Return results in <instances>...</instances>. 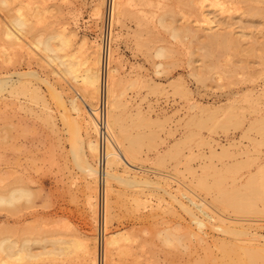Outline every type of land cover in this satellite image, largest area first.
Returning <instances> with one entry per match:
<instances>
[{
    "label": "rangeland",
    "instance_id": "374dc122",
    "mask_svg": "<svg viewBox=\"0 0 264 264\" xmlns=\"http://www.w3.org/2000/svg\"><path fill=\"white\" fill-rule=\"evenodd\" d=\"M211 1H206L204 10L212 19V30H229L241 43L239 49L226 51L228 54L220 51L224 53L219 56V51L213 52L219 60L212 54L216 65L205 71L204 80L191 74L203 63L202 32L198 41H192L190 36L172 37L171 29L159 22L160 16L166 14L169 23L179 26L185 17L190 24H196V9L187 8L180 0H128L130 11L124 23L113 25V40L117 34L118 37L112 45L117 48L120 87L124 90L121 118L131 125L132 132L149 135L138 148L134 171L155 180L158 187L156 183L142 189L125 187L113 181V191H107L113 206L111 219H106L107 234L103 184L91 181L71 154L73 118L82 135L86 126L84 117L70 104L71 98L81 102V88L71 79L53 73L56 67L48 64L43 51L31 44L39 34L65 26L75 32L67 50L79 59L93 57L103 28V15L96 14L94 8L100 6L104 12V2H0V76L11 75L13 80L19 77L21 83L37 86L47 104L33 100L28 92H0V189L19 181L34 191V199L23 202L16 210L0 207V233L8 229L29 237L67 234L83 242L95 236L99 264H191L211 248L218 252L213 241L226 237L215 228L223 223L219 216L227 224L243 223L253 232L264 234V195L255 213H237L220 200V187H241L251 176L264 183V131L247 130L251 122L264 117V0H221V8L210 5ZM18 6L27 15L30 29L21 35L22 41L10 43L2 28ZM251 6L263 12H249ZM158 47L166 49L161 57L155 55ZM228 68L233 71L228 72ZM30 71L39 77L30 75ZM58 94L63 98L58 100ZM94 102L97 104V99ZM223 145L228 146L227 151L222 150ZM86 152L83 144L82 160ZM123 167L120 165V171ZM91 184L96 190L91 189ZM89 193L99 200L95 214L87 203ZM136 195H145L146 201L139 207L133 201ZM202 201L205 207L199 208L198 202ZM190 211L206 222L204 243L189 236L191 228L198 229ZM166 228L184 232V245L163 241ZM111 231H121L129 237L123 241V251H114L113 261L108 254L103 259L104 235ZM34 249H40V245ZM86 262L85 252L78 250L63 260L52 261L42 255L36 264Z\"/></svg>",
    "mask_w": 264,
    "mask_h": 264
},
{
    "label": "bare ground",
    "instance_id": "6f19581e",
    "mask_svg": "<svg viewBox=\"0 0 264 264\" xmlns=\"http://www.w3.org/2000/svg\"><path fill=\"white\" fill-rule=\"evenodd\" d=\"M101 1H103L105 5L104 12L100 10V6L95 7L94 10L99 16L103 15L104 20L105 9L108 5V1ZM127 1L128 0H110L111 16L109 43L106 49V55H104V46L102 41L101 43L97 44L93 57L88 56L86 58L79 59L73 53H70L67 49L71 43V34L73 35L75 32L73 30H67L65 26L54 31L52 30L48 33L46 32L44 35L39 34L36 39L31 41V44H33L34 47L43 51L44 56L47 59V63L56 67V69H52L53 73L58 75L59 78L67 77L71 79L81 88V93L79 94L81 97V102L77 101L76 98H71L70 104L72 109L75 110L79 116L81 115L84 117L83 120L85 119L86 126L84 129V135H82L80 131V125L76 122L77 119L73 118V124H71L72 129L69 128L70 133L72 132V142L70 143L72 152L71 154H73L72 156L76 160L79 168L85 172L91 181L97 180L98 183L100 182L101 185L103 184L102 187L104 193L102 189L101 191L103 193L102 199L104 201L105 234H107L106 224L108 223H106V219L107 221L111 219L110 215L113 208L108 195L109 191H113V181H116L125 187L139 186L141 189L143 187L149 188L152 185H155V183L157 185V182L153 179L145 176H138L133 167L136 166L134 164V159L138 155V148L144 142V140L149 137V135L142 131L136 133L132 132L131 125L127 124L121 118L120 109L125 103L124 90H121L120 87V84H122V76H120L121 64L117 56V48H114L112 44L113 42L117 41L118 37L117 34L116 38L113 40V25L115 24L116 26H122L125 18L129 14L130 10ZM180 1H182L187 8L197 10V16L194 19L196 24H190L187 21V18L183 17L184 22L178 26L173 22L169 23L166 19V14L160 16L159 22L171 29L172 37L179 36L182 38L190 36L192 37V41L193 38L198 41L201 37V34L199 33L202 32V35H204V41H202L204 44L202 46L204 51L202 53H204L203 60H205H202L203 63L200 64L198 69L192 70L191 74L197 80H204L205 71L212 69L216 65L215 61H213L214 57H211L212 54L214 55L213 52L219 51V53H217L220 56L226 51L229 52L230 49L235 51L236 49H239L241 42L240 39L233 35L229 30H212V19L206 15L204 10L207 0ZM0 2L3 5H8V0H0ZM210 5L219 6L220 8L222 7L220 6L221 0H212ZM248 11L254 13L263 12L253 6H251ZM28 21L29 19L23 11L22 6H18L16 13L11 16L8 23H5L2 28L4 36L8 39V41H10V43L20 42L23 40L21 35H25L30 29V24ZM262 44L263 46L261 49L263 52H261V54L264 53V42H262ZM248 49L251 51L250 48ZM165 50L166 49L164 47H158L155 49V55L157 57H161L164 55ZM199 50H201V48ZM252 50L254 51V48H252ZM220 51L224 52L221 53ZM199 53L201 54V51ZM214 56H216V59L219 60V56L217 54ZM189 62H191V59ZM160 65L161 62H158L157 66L159 67ZM233 67H235V65ZM230 68L226 70H229L228 72L233 71L231 70L232 68ZM29 74L39 77L35 71H30ZM40 79L42 81V78ZM43 81L46 82L50 88L53 87V85L50 84L47 79L44 78ZM19 82V77L17 80H13L11 75H1L0 92L4 90H8L10 93L16 94L28 92L31 96L30 98L33 100H42L43 105H47L44 94H41L40 92V88L37 86L31 87V85L29 86L28 84ZM186 91L189 92V90ZM102 94L104 95L105 102L104 122L106 132V142H104L103 147L99 135L101 127L99 126V113L97 112L98 104L101 100ZM58 97V100L63 98L60 94H58ZM95 99H97V104L94 102ZM192 105L196 106L195 104ZM136 112L139 113L140 109H137ZM209 114H207V116ZM212 114L213 112L211 115ZM212 116L216 117V114H213ZM234 116L236 115L234 114ZM199 118V120H201V117ZM203 120L204 119H202V121ZM223 123L227 125L226 121ZM254 123H257V125ZM250 128L258 129L259 132L261 131L262 133L264 131V117L260 118L256 122H251L247 127V130H250ZM83 144H85L87 156L85 157L86 159L82 160L81 151ZM102 150L104 156L103 167L100 165ZM222 150L227 151L228 146L223 145ZM212 152L216 153V150L212 149ZM120 165H124V169H122L123 171H120ZM215 183L219 185L218 181H215ZM91 185L90 187L93 189L95 185ZM220 188V200L227 207L232 208L235 212L246 214L255 213L259 210L257 202L258 200L263 199L264 183L261 184L256 182L253 176L246 180V182L241 187ZM94 189L96 190V188ZM95 192L96 191H94V193ZM94 193H89L87 198L89 209L93 212L92 214H95V212L97 213L96 205L99 201L96 200L97 197H95ZM168 193L175 197L171 191H168ZM33 199L34 191L32 187L19 181L11 184L6 189H0V207L7 210H16L23 202H30ZM133 201L135 202L136 206L139 207L145 203V195L142 197L136 195L134 196ZM182 206L187 209L184 203ZM198 207L204 208L205 202H198ZM190 213L198 229L196 230L191 228L189 231V236H194L199 240V242L204 243L207 241L205 238L206 236H204V233L206 235L204 230L206 222L203 220V218H200L193 212L190 211ZM219 219L223 223L218 224L215 228H217L219 232L224 234L226 237H222L218 240L216 238V240L213 241L215 242L213 245L217 248L218 254L214 252L210 244H207L206 247L211 249H209L204 257L195 260L191 264H264V242L261 241V238L264 239V234L253 232L251 229H249V226H245L243 223H239L238 225L227 224L225 218L219 216ZM4 230L0 233V264H36V262L42 258V255H46L52 261L58 259L63 260V258H66V256H68L70 253L76 252L78 250L85 252L87 260L86 264H99V254L96 248V240L98 239L95 236L91 237L90 241L83 242L75 236L66 237L67 234L65 236L62 234H47L43 236L35 235L34 237H29L20 236L19 234L11 232L8 229H6L5 232ZM163 230V241L170 244L184 245V232L176 233L171 231L172 229L167 228ZM162 231H160V234ZM104 236L103 259L106 260L108 254L109 260L113 261L114 251L117 249L123 251L122 246H124L123 243H125L123 241H128L129 237L121 231H111L108 232V235ZM35 245H40V249H34ZM111 264H114V262Z\"/></svg>",
    "mask_w": 264,
    "mask_h": 264
},
{
    "label": "built area",
    "instance_id": "2783aa9c",
    "mask_svg": "<svg viewBox=\"0 0 264 264\" xmlns=\"http://www.w3.org/2000/svg\"><path fill=\"white\" fill-rule=\"evenodd\" d=\"M107 1H108V5L105 9V16H104V20H103L104 21L103 31H102V35H101V41H102L103 46H104V55H106V49H107L108 43H109L108 41H109V28H110V16H111L110 0H107ZM104 110H105V102H104V95L102 94L101 100H100V102L98 104V108H97V112L99 113L98 122H99V126L101 127L99 135H100L102 147L104 145V142H106ZM100 165H101V167H103V165H104L103 150L101 152Z\"/></svg>",
    "mask_w": 264,
    "mask_h": 264
}]
</instances>
